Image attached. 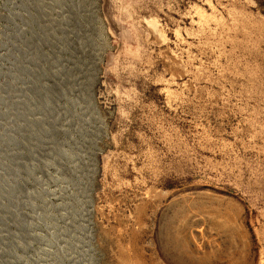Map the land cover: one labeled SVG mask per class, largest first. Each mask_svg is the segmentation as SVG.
I'll use <instances>...</instances> for the list:
<instances>
[{
  "label": "rangeland",
  "instance_id": "1",
  "mask_svg": "<svg viewBox=\"0 0 264 264\" xmlns=\"http://www.w3.org/2000/svg\"><path fill=\"white\" fill-rule=\"evenodd\" d=\"M0 264H264V0H0Z\"/></svg>",
  "mask_w": 264,
  "mask_h": 264
}]
</instances>
